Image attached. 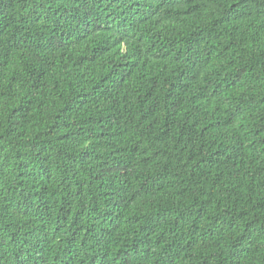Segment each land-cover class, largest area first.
I'll list each match as a JSON object with an SVG mask.
<instances>
[{"label": "trees", "instance_id": "trees-1", "mask_svg": "<svg viewBox=\"0 0 264 264\" xmlns=\"http://www.w3.org/2000/svg\"><path fill=\"white\" fill-rule=\"evenodd\" d=\"M264 264V0H0V264Z\"/></svg>", "mask_w": 264, "mask_h": 264}, {"label": "bare ground", "instance_id": "bare-ground-1", "mask_svg": "<svg viewBox=\"0 0 264 264\" xmlns=\"http://www.w3.org/2000/svg\"><path fill=\"white\" fill-rule=\"evenodd\" d=\"M105 264V263H104Z\"/></svg>", "mask_w": 264, "mask_h": 264}]
</instances>
